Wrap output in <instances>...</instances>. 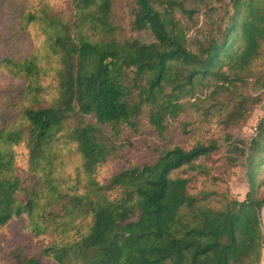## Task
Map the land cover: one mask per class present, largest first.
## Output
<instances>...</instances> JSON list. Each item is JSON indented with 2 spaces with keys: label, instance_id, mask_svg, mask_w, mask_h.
<instances>
[{
  "label": "trees",
  "instance_id": "trees-1",
  "mask_svg": "<svg viewBox=\"0 0 264 264\" xmlns=\"http://www.w3.org/2000/svg\"><path fill=\"white\" fill-rule=\"evenodd\" d=\"M134 1L131 27L147 32L148 39L90 38L85 31H113L112 0H71L73 25L45 9L24 18L26 26L42 24L48 32L54 66L48 68L37 55L0 62L5 72L25 82V102L16 120L0 127V228L26 216L35 235L44 231L48 223L36 219L44 210L43 196L62 199L65 209L59 241L37 256L25 257L19 249L13 256L18 264H44V258L54 264H259L264 115L244 152L247 190L242 199L205 162L222 147L215 139L196 140L190 147L172 144L156 160L124 166L106 182L95 176L115 147L104 128L115 135L135 129L148 106L150 122L162 131L183 98L210 83L225 89L251 72L264 44V0H229L194 50L175 18L177 10L189 13L182 0H164V8L155 0ZM50 69L56 84L44 104L50 91L43 79ZM258 103L239 93L227 116L243 117ZM191 127L185 123L186 131ZM64 148L79 154L88 191L59 188L55 163ZM22 163L39 177V190L22 187L17 174ZM23 191L26 198L19 196ZM44 201L50 204L49 198ZM70 228L77 234L69 236Z\"/></svg>",
  "mask_w": 264,
  "mask_h": 264
},
{
  "label": "rangeland",
  "instance_id": "rangeland-1",
  "mask_svg": "<svg viewBox=\"0 0 264 264\" xmlns=\"http://www.w3.org/2000/svg\"><path fill=\"white\" fill-rule=\"evenodd\" d=\"M229 0H182L189 13L181 10L175 12V18L183 26L187 46L194 50L195 43L206 35L211 23L220 19ZM157 5L163 6L164 0H155ZM134 0H112L111 24L113 31L105 33L100 29L87 30L92 39L106 41L114 39L122 41L135 37L149 38L147 32H139L131 27ZM45 9L49 16L61 19L73 25V5L71 0H0V62L3 58L14 61L22 60L31 55L41 57L47 61L48 68L55 65L51 56H48V32L42 24H24L25 15L32 12L35 15ZM88 29V28H87ZM264 44L258 58L254 60L250 73H244L239 78L232 79L225 84V89L216 88L215 84L204 87L194 97H185L181 102V109L174 116H167L163 122L162 131L156 129L149 120V107L143 108L135 129H124L115 135L110 127L103 129V134L114 147L112 155L101 168L95 178L106 182L108 178L122 167L142 162L156 160L163 148L172 144H183L190 147L196 140L215 139L222 143L221 149L212 153L205 161L211 171L227 184L229 191L235 197L242 199L247 190L244 152L250 139L257 132V123L264 115ZM55 73L51 69L43 79L49 87L50 94L42 102L48 104L54 92ZM220 84V83H219ZM24 79L14 78L0 66V127L12 124L20 112L25 99L23 90ZM242 93L259 99V103L243 117H229L233 110L231 105L235 97ZM85 120H89L86 117ZM191 122L190 131H186L185 123ZM61 158L55 163L56 177L59 179V188L69 191L68 188L79 192L88 191V176L81 165L79 154L64 148L60 151ZM17 173L22 181V187L28 191L39 190V177L25 170V165ZM223 184V185H224ZM221 188V187H220ZM222 189V188H221ZM72 192V191H71ZM45 195V194H43ZM42 195V196H43ZM26 198L23 191L19 195ZM49 198L50 204L45 206L44 200ZM43 209L36 219L48 223L39 234H34L31 218L22 216L11 220L0 228V264H18L13 256L15 249H19L25 257L37 256L46 245L59 241L63 236V200L60 198H41ZM211 205L217 204L212 199ZM261 230L263 233L259 264H264V206L261 209ZM75 228L68 230V235H76ZM44 264H54L44 258Z\"/></svg>",
  "mask_w": 264,
  "mask_h": 264
}]
</instances>
